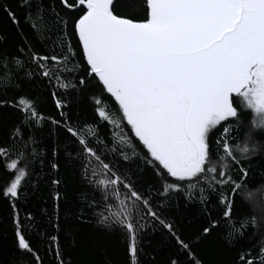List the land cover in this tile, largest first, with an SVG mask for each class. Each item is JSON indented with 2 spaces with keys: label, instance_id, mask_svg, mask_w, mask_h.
Segmentation results:
<instances>
[{
  "label": "snow or ice",
  "instance_id": "1",
  "mask_svg": "<svg viewBox=\"0 0 264 264\" xmlns=\"http://www.w3.org/2000/svg\"><path fill=\"white\" fill-rule=\"evenodd\" d=\"M0 12L16 34L0 31V264H45L42 251L76 264L85 213L130 257L166 239L152 264H205L210 237L234 254L226 264H264V180L249 186L264 159V0H11ZM45 172L50 208L22 217ZM192 210L202 226L186 233L178 217Z\"/></svg>",
  "mask_w": 264,
  "mask_h": 264
},
{
  "label": "trees",
  "instance_id": "2",
  "mask_svg": "<svg viewBox=\"0 0 264 264\" xmlns=\"http://www.w3.org/2000/svg\"><path fill=\"white\" fill-rule=\"evenodd\" d=\"M10 2L11 0H0V3ZM0 31L8 33L11 40L15 41V28L5 17L3 12H0ZM75 45L76 42L73 40V46L75 47ZM48 51H51V45L48 46ZM79 59L80 57L78 56L77 62ZM32 91L33 93H39V100L43 110L45 112L51 111L53 108V102L49 96L48 90H38L34 88ZM107 106L113 113H115L116 106L113 101L109 100ZM74 116L84 118L87 116V112L82 111L81 106L78 105L74 110ZM251 118V113L245 116V125L249 124ZM125 132H127V129H125ZM59 135V133H56V135L53 136V141H55L56 137ZM241 137H244L243 128L241 132L237 134L236 139L240 140ZM257 139H261V137L257 136ZM252 167L255 168L256 174L250 177V187L256 181L264 180V159H257ZM61 171L69 179L70 190H76L80 187L78 180L71 173H68L65 170ZM48 175L49 173L47 172L38 174V190L35 191V193H29L28 203L25 208L21 209L22 217L26 211L36 212L39 209L50 208L52 204L51 195L54 190L48 183L46 178ZM171 212L175 214V209H171ZM7 213V206L0 202V219H6ZM85 215L89 218V226L85 230V242L79 244L74 251L69 249L71 251L69 259L74 260L76 264H97L101 258H103L105 264H152L154 257L167 256L169 254L166 239L159 234H156L145 241L144 247L140 249L139 254L136 257H130L126 248V242L119 234L108 235L105 231H97L101 226L95 224L94 220L91 218V213H85ZM178 223L181 224L186 233L197 232L202 226V221L195 215L194 210L178 217ZM0 239L3 241V251L0 252V258L8 259L11 254L10 233H3ZM244 243L251 245V241H245ZM44 247L43 244L40 245L41 250H43ZM198 251L203 257L205 264H226L231 256L234 255L233 253L226 251L216 237H210L204 240ZM41 255L45 260V264H51V256L43 257V251L41 252ZM10 264H17V261H10ZM19 264H31V257H25L19 262Z\"/></svg>",
  "mask_w": 264,
  "mask_h": 264
}]
</instances>
